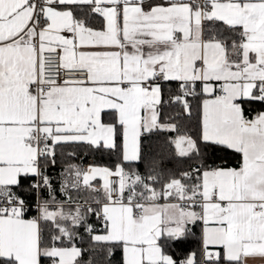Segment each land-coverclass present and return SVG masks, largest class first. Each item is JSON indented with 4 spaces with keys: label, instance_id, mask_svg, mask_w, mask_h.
I'll return each instance as SVG.
<instances>
[{
    "label": "snow or ice",
    "instance_id": "1",
    "mask_svg": "<svg viewBox=\"0 0 264 264\" xmlns=\"http://www.w3.org/2000/svg\"><path fill=\"white\" fill-rule=\"evenodd\" d=\"M0 264H264V0H0Z\"/></svg>",
    "mask_w": 264,
    "mask_h": 264
},
{
    "label": "trees",
    "instance_id": "2",
    "mask_svg": "<svg viewBox=\"0 0 264 264\" xmlns=\"http://www.w3.org/2000/svg\"><path fill=\"white\" fill-rule=\"evenodd\" d=\"M107 119V117H105ZM115 156L109 157L107 154L100 155L99 153L93 154L89 153L87 150L81 149L80 150V159L77 161L78 163H81L83 166H87L88 164L96 163V164H101V165H107V166H112L115 163ZM219 163V161H218ZM164 166L166 168H171L174 166V164L170 161L169 158L165 157L164 160ZM61 165L57 164L56 168L52 170V174L55 176L58 174L60 170ZM143 171V167L140 169ZM196 233H199V229L195 230ZM197 246V241L195 238L191 240V242L187 245V247L190 248H195ZM119 258V253H117V259Z\"/></svg>",
    "mask_w": 264,
    "mask_h": 264
}]
</instances>
